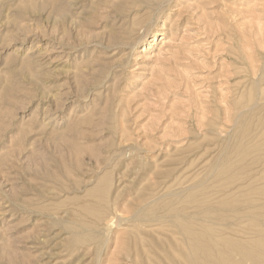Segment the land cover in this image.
Instances as JSON below:
<instances>
[{
  "label": "rangeland",
  "instance_id": "obj_1",
  "mask_svg": "<svg viewBox=\"0 0 264 264\" xmlns=\"http://www.w3.org/2000/svg\"><path fill=\"white\" fill-rule=\"evenodd\" d=\"M195 263L264 264V0H0V264Z\"/></svg>",
  "mask_w": 264,
  "mask_h": 264
},
{
  "label": "bare ground",
  "instance_id": "obj_2",
  "mask_svg": "<svg viewBox=\"0 0 264 264\" xmlns=\"http://www.w3.org/2000/svg\"><path fill=\"white\" fill-rule=\"evenodd\" d=\"M133 13V12H132ZM190 226V225H189ZM241 228H243V227H241ZM245 233V232H244ZM251 234V233H250ZM253 237V236H252ZM249 240V239H248ZM201 247V246H200ZM185 260V259H184ZM202 262V261H201ZM196 264V263H195ZM229 264V263H228Z\"/></svg>",
  "mask_w": 264,
  "mask_h": 264
}]
</instances>
